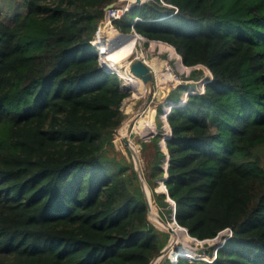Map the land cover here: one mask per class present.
Here are the masks:
<instances>
[{
  "label": "trees",
  "instance_id": "trees-1",
  "mask_svg": "<svg viewBox=\"0 0 264 264\" xmlns=\"http://www.w3.org/2000/svg\"><path fill=\"white\" fill-rule=\"evenodd\" d=\"M112 1L23 0L11 22L0 14V264H150L165 245L135 169L107 155L129 94L92 44ZM113 24L212 74L165 113L167 153L152 140L145 180L159 207L175 202L169 223L188 245L232 235L212 260L177 258L189 245L171 261L264 264V0H151Z\"/></svg>",
  "mask_w": 264,
  "mask_h": 264
},
{
  "label": "rangeland",
  "instance_id": "rangeland-1",
  "mask_svg": "<svg viewBox=\"0 0 264 264\" xmlns=\"http://www.w3.org/2000/svg\"><path fill=\"white\" fill-rule=\"evenodd\" d=\"M22 1L23 0H0L1 18L4 21L11 22L12 17L17 12L25 11ZM102 23L105 24L104 18L97 24L96 31L92 39V44L95 47V51L98 49V47H96V40L99 39L96 32L98 31L99 33V29ZM110 26L115 27L113 28L114 30L109 31L106 26H102L101 35H103L106 39V46L111 49V56L116 57V60L112 61V64L120 63V67L118 70L119 72L115 71V73H117L118 77H122H119L121 87L129 94L122 101L120 108L123 114V119L120 125L113 131L112 146H108L107 155L109 157L114 156L116 158L122 159L126 164H128V166L135 169L138 179V171L142 173L144 182L149 191L152 205V212L148 213V219L150 222L155 223V226L164 233L163 236L165 237V245L168 243L170 235L175 239L172 245L169 246V250L166 255L158 258L155 264H170L168 263V261H170V252L172 250H178L181 246L189 247V245L193 247L195 255L191 257H185L189 259L196 258L208 261L212 260L215 257V250L220 240L218 238L216 239L215 237L199 240L193 239L190 236L193 240H191L188 245V243L183 240L182 237H175L173 234L169 233L165 229L167 227L158 220L156 215L158 214L161 216L162 211L168 218L165 220L170 222L173 220V210L172 212H170L167 207H159L154 202L152 187L145 180L147 176L149 177V161H151L153 152L155 151V145L152 140L157 138V142L160 143L161 148L165 151L163 144L165 143V136L170 133V129L168 124L165 123V118L163 116L166 112L168 113V106L170 105V102L181 103V99L184 95L186 96V92L197 91L201 82H203L204 79L207 78L210 70L202 64L193 66H186L185 64H183L185 68L180 69L177 65V57L170 56L168 50L161 49L157 45L153 46L152 48V41H141L135 46V43L132 41V39H130L132 29L129 32H122L114 24ZM141 54L147 55L146 60L147 62H149L148 64L151 66V70L153 72V83L150 85L149 91H147L146 94L143 93L144 95L142 94L143 86L142 84H140L143 83L142 80L131 74L126 67L133 58L139 57ZM170 71L173 76L172 79L168 78V74ZM125 81L127 82V87L125 85ZM128 85H131V87H128ZM133 94H136L138 97L132 99L131 95ZM129 98L133 100L131 104L128 101L130 100ZM128 104H130L131 107L126 109ZM133 118V124H129L127 129L125 131L123 130V133L128 138V144H126L123 141L124 136L121 135L120 128L122 130L124 123L128 120L131 121ZM140 119H143L145 121L152 119L155 124V129L147 135L138 134L135 126ZM144 142L146 144H149V146L146 148V152L141 151V144ZM256 155L258 156L259 163L264 165V145L256 151ZM163 167L165 169V174L163 177H165L166 161L163 164ZM153 182V188L156 193L165 191L161 189V185L163 184L161 177H156L155 181ZM171 206L173 209L172 202Z\"/></svg>",
  "mask_w": 264,
  "mask_h": 264
},
{
  "label": "water",
  "instance_id": "water-1",
  "mask_svg": "<svg viewBox=\"0 0 264 264\" xmlns=\"http://www.w3.org/2000/svg\"><path fill=\"white\" fill-rule=\"evenodd\" d=\"M110 4H108L106 7L110 6ZM182 60V58H181ZM128 71L135 75L136 77L140 78L143 83L145 84L146 88H147V91H149V88H150V85L153 83V73H152V70L150 69V67L140 58L138 57H135L133 58L129 64H128V67H127ZM186 99L188 97V95L190 94V92H186ZM179 104V103H178ZM133 120L134 118L130 121V125L133 124ZM167 121V120H166ZM167 124H168V121H167ZM169 126V124H168ZM169 129H170V126H169ZM170 133H171V129H170ZM123 141L124 143L128 144V138L126 136L123 137ZM164 148H165V151L167 153V148H166V144L164 143ZM168 155V154H167ZM135 161H136V158H135ZM166 170H167V160H166ZM139 173V180H140V184H141V188L143 190V193L145 195V199H146V205H147V210H148V213L151 212V200H150V195H149V191H148V188L144 182V178H143V175L140 171H138ZM167 178V171H166V175L165 177L162 178V182L164 184V180ZM165 185V184H164ZM166 188V186H165ZM165 193H167V189L164 191ZM170 200V198H168ZM172 202V205H173V212H172V219L176 222L175 220V202L173 200H170ZM158 220L165 224L167 226V231L169 233H173L174 232V229L172 227V225L169 223V221H166L165 219H163V217H161L160 215H156ZM153 223V222H152ZM177 223V222H176ZM154 225H156L155 223H153ZM178 224V223H177ZM179 225V224H178ZM181 226V225H180ZM183 227V226H181ZM185 229V231L189 234L188 230L186 227H183ZM192 237V236H191ZM193 239H197L195 237H192ZM174 238L170 235V238H169V241L168 243L153 257V259L151 260L150 264H153L155 263V260H157L158 258L166 255V253L168 252L169 250V246L172 245V243L174 242ZM216 252V250H215ZM187 258L185 256H177V258ZM189 259V258H187ZM170 264H175L171 261L170 259Z\"/></svg>",
  "mask_w": 264,
  "mask_h": 264
},
{
  "label": "built area",
  "instance_id": "built-area-1",
  "mask_svg": "<svg viewBox=\"0 0 264 264\" xmlns=\"http://www.w3.org/2000/svg\"><path fill=\"white\" fill-rule=\"evenodd\" d=\"M148 1L151 0H113L110 6L106 7L108 3L105 7H104V20L105 23L113 25V22L115 20H119L121 19L126 13H128L130 11V9L134 6H140ZM162 4H165L162 2ZM162 17H165V15H162ZM138 17H136L135 19H137ZM132 32H134L135 34H137L140 37V40L138 41V43H140L141 41H154L157 42L158 40H149L147 38H145L144 36H142L140 33H138L137 31L134 30V28L132 27ZM97 36L99 37V33L98 31L96 32ZM137 43V44H138ZM96 47H98V49L96 50L97 53V58L99 61L100 66L102 67V69H104L107 72H112L115 73V70L113 69H109L106 64L105 61H103L102 57H101V49L99 48L98 45H96ZM136 51V49H135ZM146 54H141L138 58L142 59L151 69V66L148 64L147 60H146ZM153 73V72H152ZM212 77V74L209 72L208 76L206 79H204L203 82H201L199 89L197 91L194 92H190V93H203L205 90V83L207 81H210ZM176 105L173 102H170V105L168 106V112L170 111L171 107ZM165 113V112H164ZM165 117V114L164 116ZM170 136V133L168 135L165 136V138H168ZM232 235V229L231 228H226L222 231H220L218 233V235L215 236V238L219 239L220 241L218 242L219 244L217 245V247L221 246L225 240L227 238H229ZM216 247V248H217Z\"/></svg>",
  "mask_w": 264,
  "mask_h": 264
},
{
  "label": "bare ground",
  "instance_id": "bare-ground-1",
  "mask_svg": "<svg viewBox=\"0 0 264 264\" xmlns=\"http://www.w3.org/2000/svg\"><path fill=\"white\" fill-rule=\"evenodd\" d=\"M102 26H106L108 29H109V31H112V30H114L113 28H115V27H113V26H110V25H107V23H102ZM102 26H101V28H102ZM130 36H132L133 38H134V40H133V42L135 43V46H136V44L138 43V41L140 40V37H138L134 32H132L131 33V35ZM131 37V38H132ZM99 38V39H98ZM97 39L98 40H96V43H97V45L99 46V48L101 49V57H102V59H103V61H105V64H106V66L109 68V69H113V70H115V71H117L118 72V70H119V65H120V63H113L112 64V61H114V60H116V57L115 56H111V53H110V48L108 47V46H106V39L104 38V36L103 35H101V29L99 30V37H98ZM111 61V62H110ZM149 63V62H148ZM129 64V63H128ZM127 65V64H126ZM126 67H128V65L126 66ZM119 74V73H118ZM135 76V75H134ZM119 77H121V76H119ZM122 78V77H121ZM140 82V81H139ZM143 82V81H142ZM126 81H125V85H126ZM140 84H142V86H143V91H142V94L144 93V94H146L147 93V88H146V86H145V84L144 83H140ZM141 94V95H142ZM143 94V95H144ZM166 115H167V113H166ZM129 124H130V120H128V121H126L125 123H124V125H123V127H122V130H121V128H120V133H121V135L122 136H126L124 133H123V130L125 131L126 129H127V127L129 126ZM131 146V145H130ZM151 212H152V207H151ZM150 212V213H151ZM160 223V222H159ZM163 225V224H162ZM165 225V224H164ZM166 226V225H165ZM162 227V226H161ZM167 227V226H166ZM166 230H167V228H165ZM171 234H173L175 237H177L178 236V233H177V231L176 230H174V232L173 233H171ZM176 261H177V259H176ZM176 261H175V263H176ZM155 262H156V260H155ZM153 264H155V263H153Z\"/></svg>",
  "mask_w": 264,
  "mask_h": 264
}]
</instances>
